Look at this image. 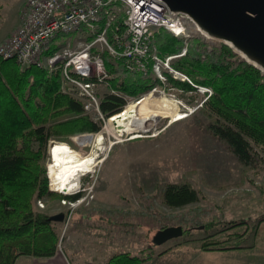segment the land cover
Returning a JSON list of instances; mask_svg holds the SVG:
<instances>
[{"label": "rangeland", "instance_id": "obj_1", "mask_svg": "<svg viewBox=\"0 0 264 264\" xmlns=\"http://www.w3.org/2000/svg\"><path fill=\"white\" fill-rule=\"evenodd\" d=\"M27 1L0 0V46L20 26ZM86 39L71 33L60 36L56 45L69 43L75 48ZM205 40L209 46L220 44ZM166 84L162 86L166 95L152 98H169L173 104L149 120L143 133H125L119 142L107 132L108 120L106 125L98 121L102 124L99 132L49 139L44 160L49 191L73 195L79 190L81 197L70 201L50 196L38 200L36 208L51 216L65 213V221L55 227L57 252L66 254L73 264L106 263L121 253L149 257L147 264H202L205 257L216 259L210 255L213 251L201 249L203 240L246 247L264 241V162L256 168L243 165L207 131L205 118L191 115L190 109L195 112L200 106L194 108L207 100L205 94L194 88L183 97L168 88V81ZM172 93L178 101L170 96ZM179 112L190 115L172 124ZM86 134H100L94 147L85 139ZM57 142H66L81 155H89L72 158L75 175L65 190L60 188L52 161L51 151ZM77 183L79 187L69 192ZM169 183L191 184L200 200L178 208L165 205L162 191ZM178 225L184 228L182 237L161 245L153 243L158 230ZM36 245L43 247L44 243L37 240Z\"/></svg>", "mask_w": 264, "mask_h": 264}, {"label": "trees", "instance_id": "obj_2", "mask_svg": "<svg viewBox=\"0 0 264 264\" xmlns=\"http://www.w3.org/2000/svg\"><path fill=\"white\" fill-rule=\"evenodd\" d=\"M154 42L163 57L180 53L186 45L183 38L164 28L156 31ZM56 49L58 45L54 44L53 50ZM103 57L112 75L110 87L118 91H99L101 109L108 117L120 113L130 100L140 99L159 83L151 75L127 71L122 61L108 53ZM172 64L193 83L213 90L193 112L194 116L205 118L207 131L243 165L256 168L264 162V74L242 61L229 47L209 46L200 36L190 39L186 55L174 59ZM167 79L168 88H174L180 96L194 90L191 84L169 73ZM84 112L83 101L64 91L59 68L23 69L14 60L0 58V264H16L21 256L47 258L56 254L55 227L60 223L51 221V215L37 209L36 203L50 196L76 201L81 194L49 191L44 166L47 144L54 137L99 132L102 124ZM99 135L86 134L85 139L94 147ZM51 155L63 190L75 175L72 158L89 157L66 142H57ZM162 200L165 205L178 208L198 202L200 194L189 183H169L162 191ZM37 240L44 243L43 247H37ZM202 243L204 251L237 247L211 239ZM149 259L121 253L104 264H144Z\"/></svg>", "mask_w": 264, "mask_h": 264}, {"label": "built area", "instance_id": "obj_3", "mask_svg": "<svg viewBox=\"0 0 264 264\" xmlns=\"http://www.w3.org/2000/svg\"><path fill=\"white\" fill-rule=\"evenodd\" d=\"M190 26L184 16L172 14L160 0H28L20 26L0 46V58L25 67L59 68L64 91L83 101L84 111L92 120L106 125L109 117L101 109L99 91H118L110 87L112 75L103 57L105 50L113 59L122 61L127 71L151 75L159 82L147 95H166L162 86L167 85V73L191 84L206 95L205 100L213 94L211 88L193 83L172 64L186 55L188 41L199 36ZM162 28L185 40L180 53L164 57L159 53L154 37ZM71 33H80L87 39L79 41L75 48L68 43L53 50L60 36ZM170 96L175 98V93ZM138 101L130 100L127 106ZM202 105L203 102L194 109Z\"/></svg>", "mask_w": 264, "mask_h": 264}, {"label": "water", "instance_id": "obj_4", "mask_svg": "<svg viewBox=\"0 0 264 264\" xmlns=\"http://www.w3.org/2000/svg\"><path fill=\"white\" fill-rule=\"evenodd\" d=\"M160 1L172 14L184 16L200 37L229 47L264 74V0ZM49 219L64 222L66 216L61 212ZM183 234V226H169L157 231L153 243L161 245Z\"/></svg>", "mask_w": 264, "mask_h": 264}, {"label": "bare ground", "instance_id": "obj_5", "mask_svg": "<svg viewBox=\"0 0 264 264\" xmlns=\"http://www.w3.org/2000/svg\"><path fill=\"white\" fill-rule=\"evenodd\" d=\"M133 1L135 2L136 0ZM139 100L140 101L133 102L128 106L126 105V107L120 113L114 115L112 118L110 116L107 119V124L108 120L110 119L107 132H109L112 136L118 139L119 142L123 141L125 133H143L145 131V124L149 120H153L163 110H167L173 104L172 100L169 98L154 99L151 95L144 96ZM180 114H183V112H179L177 114L178 117L175 116L176 118H173L175 120L172 122V124L177 122L178 120H182L185 117L180 116ZM84 175L85 174L83 173L81 177H83ZM69 195H71V193H69Z\"/></svg>", "mask_w": 264, "mask_h": 264}, {"label": "crops", "instance_id": "obj_6", "mask_svg": "<svg viewBox=\"0 0 264 264\" xmlns=\"http://www.w3.org/2000/svg\"><path fill=\"white\" fill-rule=\"evenodd\" d=\"M236 246L237 247L226 250H211L214 254L210 255L216 257V259L205 257L202 259V264H264V241L255 242L250 247L243 245ZM103 263L91 261L80 264ZM16 264H73V261L70 257H67L66 254L56 252L54 256L47 258H38L28 255L22 256L19 257Z\"/></svg>", "mask_w": 264, "mask_h": 264}]
</instances>
